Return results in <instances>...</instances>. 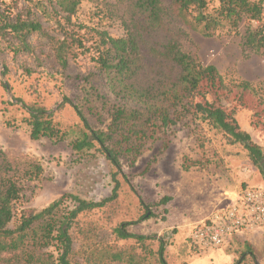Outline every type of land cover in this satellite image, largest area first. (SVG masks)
<instances>
[{"label":"rangeland","instance_id":"374dc122","mask_svg":"<svg viewBox=\"0 0 264 264\" xmlns=\"http://www.w3.org/2000/svg\"><path fill=\"white\" fill-rule=\"evenodd\" d=\"M42 1L0 0V6L10 7L24 18L36 17L50 35L62 37L63 31H70L72 25L62 21L61 28L51 8H40ZM162 2L170 9L163 26L155 30L139 29L144 68L136 83L159 94L177 80V66L155 53L170 40H177L185 52L204 65L215 66L222 78V82L219 77L204 79L195 101L206 100L222 107L264 150V46L258 49L244 44L247 29L256 22L245 19L237 33L223 29L214 36H205L177 17L173 0ZM218 5L219 0H209L210 8ZM131 20L145 27L144 18L134 11L133 0H82L72 24L98 27L121 36L125 31L124 21ZM30 42L35 47L33 53L14 54L7 39L0 40V153L21 173L31 163H40L44 170L39 181L25 182L19 207L40 210L66 193L99 201L113 193L117 179L118 197L101 209L81 215L74 225L77 264H124L108 260L103 263L101 258L107 250L135 245L133 239L118 240L113 230L123 221L137 220L146 214L147 208L154 215L128 228L140 235L163 237L167 241L168 264H188L210 250L221 248L230 257L221 264L238 261L244 251L241 243L235 241L239 234L220 248L200 250L191 244L189 232L195 223L225 203V192L248 186L264 187V174L252 163L244 146L230 144L223 132L189 117L167 131L158 132L145 144L134 164L123 158L122 171L117 173L107 158L98 154L81 155L72 149L69 141L33 140L29 125L22 121L27 115L25 110L8 103L14 96L27 103L38 100L55 109V118L64 126L78 123L79 118L71 106L58 107L63 92L70 97L78 93L76 80L58 74L47 38L34 34ZM89 55L81 54L71 60L66 75L75 76L92 69ZM24 66L32 69L31 75H27ZM241 83L248 86H239ZM185 160L199 164L185 169ZM165 196L170 197L166 204H156ZM254 231L262 236L250 247L256 252L258 262L264 264V226ZM212 261L209 264L215 263V259Z\"/></svg>","mask_w":264,"mask_h":264},{"label":"trees","instance_id":"16d2710c","mask_svg":"<svg viewBox=\"0 0 264 264\" xmlns=\"http://www.w3.org/2000/svg\"><path fill=\"white\" fill-rule=\"evenodd\" d=\"M81 1L43 0L39 4L40 8L52 9L61 28L62 21L72 25L70 31H63L62 37L50 35L36 17L24 18L12 12L10 7L1 9L0 6V40L7 39L8 47L14 54H19L35 51L30 42L32 35L47 38L58 74L64 79H75L78 87V93L73 97L63 92V100L58 106L67 104L77 114L79 122L69 126L59 122L55 118V109L42 102L27 103L22 98L12 97L8 103L20 105L25 110L27 115L22 121L29 125L33 140L69 141L77 153L102 155L120 173L123 158L134 164L145 144L158 132L167 131L191 117L223 132L230 144H242L252 163L264 174V150L252 136L222 107L206 100L195 101L204 79L219 77L222 82L215 66L204 65L172 39L155 53L177 66V80L159 94L136 83L144 68L139 29L155 30L163 26L170 9L162 0H133L134 11L144 18L145 27L138 21H124L125 31L121 36L98 27L72 24ZM263 1L219 0L218 6L210 8L209 0H173V7L187 27L205 36H214L223 29L237 33L245 19L256 22L254 27L247 29L244 44L259 49L264 46ZM81 54H90L93 68L75 76L66 75L71 60ZM23 69L27 75L33 72L25 66ZM3 84L9 89L6 82ZM239 86L247 87L248 83ZM92 120L101 126H95ZM8 124L13 123L8 121ZM198 164L199 161L185 160L183 167L189 169ZM43 171L40 163H31L21 173L0 153V264H77L72 235L74 225L81 215L101 209L118 197L119 183L115 179L113 193L99 201L66 193L40 210L20 208L25 182L39 181ZM169 200L170 197L165 196L156 204H166ZM149 209L137 220L123 221L114 228L118 240L133 239L135 245L107 250L101 258L103 263L108 260L124 264H168L165 258L167 241L163 237L140 235L128 228L153 216L148 213ZM246 260L260 264L247 244L234 264Z\"/></svg>","mask_w":264,"mask_h":264},{"label":"built area","instance_id":"2783aa9c","mask_svg":"<svg viewBox=\"0 0 264 264\" xmlns=\"http://www.w3.org/2000/svg\"><path fill=\"white\" fill-rule=\"evenodd\" d=\"M3 1L9 3L12 0ZM261 226H264V187L248 186L225 192V203L195 223L189 239L193 247L200 250L220 248L242 231Z\"/></svg>","mask_w":264,"mask_h":264},{"label":"crops","instance_id":"0c3cea01","mask_svg":"<svg viewBox=\"0 0 264 264\" xmlns=\"http://www.w3.org/2000/svg\"><path fill=\"white\" fill-rule=\"evenodd\" d=\"M262 236V233L259 231H254V230H245L239 233L237 237H235V241H239L241 243V247L244 248V246L252 244L253 247L257 242H259V238ZM234 239V238H233ZM238 243V244H239ZM238 244L235 245V247L238 246ZM254 253H256L254 251ZM227 252L224 249H214L206 252L205 255L201 257H197L193 262L188 263V264H209L212 263L213 259H215L214 264H221L223 261L228 260ZM230 258V257H229ZM231 260V259H229Z\"/></svg>","mask_w":264,"mask_h":264}]
</instances>
